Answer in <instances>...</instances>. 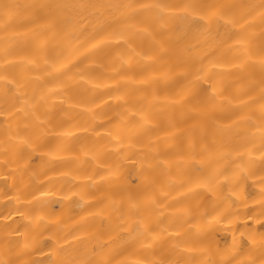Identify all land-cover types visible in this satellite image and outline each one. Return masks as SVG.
<instances>
[{
	"label": "bare ground",
	"instance_id": "6f19581e",
	"mask_svg": "<svg viewBox=\"0 0 264 264\" xmlns=\"http://www.w3.org/2000/svg\"><path fill=\"white\" fill-rule=\"evenodd\" d=\"M0 264H264V0H0Z\"/></svg>",
	"mask_w": 264,
	"mask_h": 264
}]
</instances>
